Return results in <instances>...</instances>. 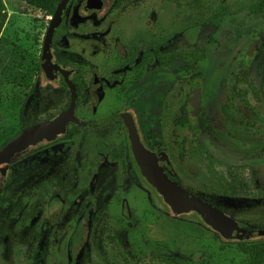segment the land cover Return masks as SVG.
<instances>
[{"label":"flooded vegetation","instance_id":"obj_1","mask_svg":"<svg viewBox=\"0 0 264 264\" xmlns=\"http://www.w3.org/2000/svg\"><path fill=\"white\" fill-rule=\"evenodd\" d=\"M61 1L44 10L30 125L67 109L73 88L76 117L105 122L70 121L8 165L0 264H225L237 256L264 264L262 254L252 261L238 251L264 238L225 241L194 210L171 215L132 139L171 179L237 221L236 205L264 201L249 196L242 161L232 158L264 137V0H67L52 47L69 80L56 68L47 77L42 64Z\"/></svg>","mask_w":264,"mask_h":264},{"label":"rangeland","instance_id":"obj_2","mask_svg":"<svg viewBox=\"0 0 264 264\" xmlns=\"http://www.w3.org/2000/svg\"><path fill=\"white\" fill-rule=\"evenodd\" d=\"M0 1V22L4 19L0 36L4 41L0 44V143L13 135L19 129L18 104L29 91L30 85L25 86L17 82L16 72L29 69V61H37L40 56L42 34L48 22L50 13L27 5L21 0ZM260 83L263 85L264 95V69L259 73ZM257 104L253 105V109ZM259 118L258 115L253 116ZM264 127V124L263 126ZM261 133L264 129H260ZM257 141L248 144L245 152L240 156L234 154L232 158L242 161V173L246 180L249 196L264 197V137H255ZM220 170L226 169L224 166ZM145 200L137 195L133 204L138 210L144 209ZM234 214L241 220H246L256 226L264 227V201L250 204L249 202L234 209ZM187 218H194L187 215ZM239 221L244 225L243 221ZM218 244V241H217ZM239 256L225 264H238Z\"/></svg>","mask_w":264,"mask_h":264},{"label":"water","instance_id":"obj_3","mask_svg":"<svg viewBox=\"0 0 264 264\" xmlns=\"http://www.w3.org/2000/svg\"><path fill=\"white\" fill-rule=\"evenodd\" d=\"M66 3L67 0H62L58 5L43 46L42 64L49 78L54 77L52 75L54 68L63 71V68L55 62L52 34L61 21ZM63 74L69 80L64 71ZM71 88H73L72 83ZM75 103L76 93L73 88L72 101L67 109L55 115L51 120L25 127L18 135L2 146L0 149V189L6 183V170L12 161L20 157L22 153L27 152L30 148L39 146L41 143L53 139L58 133L64 132L66 125L70 121H75L77 124L85 126H98L105 122L89 123L79 120L75 115ZM116 118L117 116L112 117L106 122ZM132 139L136 158L141 166L143 175L163 195L165 201L170 205L171 215L179 216L182 213L194 210L200 213L204 221L213 227L221 239L225 241L264 238V229H248L240 226L231 212L221 209L212 202L189 191L174 179H171L158 165L156 156L145 149L140 142L138 143L134 138Z\"/></svg>","mask_w":264,"mask_h":264},{"label":"trees","instance_id":"obj_4","mask_svg":"<svg viewBox=\"0 0 264 264\" xmlns=\"http://www.w3.org/2000/svg\"><path fill=\"white\" fill-rule=\"evenodd\" d=\"M2 5L3 1L0 0ZM24 3H26L27 5H31L37 8H40L42 10H53L54 8V3L55 0H21ZM4 22V19L0 22V33H1V29H2V24ZM4 41V38L2 36H0V44ZM29 69L26 71H22L20 72H16L15 73V77L14 79L17 82L22 83V85L24 84L25 86H33L34 82V76L39 73L41 71V60L40 57H38L37 61H29ZM29 91L26 92L25 97L21 100V102H19L18 104V115H19V124L21 125L22 128H25L26 126L30 125L31 123L35 122L37 119V115L36 114H32V108L30 106L36 107L35 103L32 102L29 99ZM34 111H37V109L34 108ZM19 132V129L11 136L7 137L6 139H4L1 143H0V147L4 144H6L15 134H17ZM212 201H215V199L211 198ZM221 207L227 208L226 206L222 205V204H218ZM253 246L254 248H243V247H251ZM238 251L240 253L242 252H248V254H250L251 260L252 261H258L259 258L255 257L258 254H262L263 255V259H264V240L261 242H241L238 244Z\"/></svg>","mask_w":264,"mask_h":264}]
</instances>
